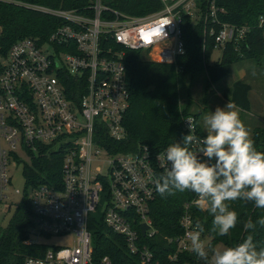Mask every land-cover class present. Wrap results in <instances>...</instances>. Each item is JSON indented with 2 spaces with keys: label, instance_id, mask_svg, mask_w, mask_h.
I'll use <instances>...</instances> for the list:
<instances>
[{
  "label": "built area",
  "instance_id": "1",
  "mask_svg": "<svg viewBox=\"0 0 264 264\" xmlns=\"http://www.w3.org/2000/svg\"><path fill=\"white\" fill-rule=\"evenodd\" d=\"M160 1L163 7L159 11L142 17L121 14L103 0H91V15L19 4L61 18L66 24L44 42L19 39L0 65V201L7 200L18 164H29L43 147L62 151L60 186L41 183L29 188L32 217L25 244L38 245L39 237L75 236L73 247H48L44 254L28 257L25 264H113L108 256L98 262L92 259L89 215L102 198L106 201L104 223L124 238L129 253L137 255L140 264H159L141 246L138 231L145 224L149 227L145 237L157 234L149 213L157 192L153 180L164 171L165 162L157 156L165 149L153 154L143 146L123 153L115 152L111 145L126 139L123 119L129 108V88L125 50L140 51L147 61L175 64L185 53L181 23L186 16L204 24L203 48L212 39L213 51L221 52L220 60L227 45L240 51L249 30L222 22L223 9L215 0ZM105 12L114 19H102ZM67 77L86 84L78 105L67 97L71 84ZM187 120L193 122L196 136L195 118L183 119V128L189 133ZM15 193L23 195L18 190ZM196 199L184 205L182 234L169 240L176 243L177 253L191 251L188 232L194 221L190 206L197 205ZM176 255L169 259L174 261Z\"/></svg>",
  "mask_w": 264,
  "mask_h": 264
},
{
  "label": "trees",
  "instance_id": "2",
  "mask_svg": "<svg viewBox=\"0 0 264 264\" xmlns=\"http://www.w3.org/2000/svg\"><path fill=\"white\" fill-rule=\"evenodd\" d=\"M9 1L0 0V60L6 58L12 44L19 39L33 38L44 42L55 29L66 24L61 18L36 12L19 4L53 10H73L80 15H91V0ZM215 3L218 8L223 9L220 15L222 22L249 29L245 41L239 46L240 51H236L232 44L227 45L221 59L210 64L213 41L208 38L204 49V24L192 22L186 16L182 17L181 23L185 53L176 59L175 64L147 61L142 58L140 51L125 50L123 63L129 88V108L123 119L126 139L121 143L111 142L115 152L131 153L145 146L150 152L157 154L174 142H182L183 137L189 134L183 128V119L189 116L195 118L196 137L203 138L206 134L198 123V115L190 113L189 104L182 107L178 104L179 78L205 69L207 80L216 85L231 73L235 64L247 59L264 58V0H215ZM105 5L131 17L146 16L163 7L160 0H114ZM102 19H114V15L105 12ZM108 45L113 46L112 41ZM67 79L71 83L67 87V97L78 105L86 84L82 81L83 85H79L73 78ZM250 91V85L237 81L229 88L227 99L236 108L248 112ZM253 139L257 150L264 151V131H256ZM63 158L62 151L43 147L38 156L22 166L25 188L22 200L15 207L6 228L0 231V264H25L28 257L40 256L46 251L45 246L25 244L32 217L28 191L41 183L59 187ZM195 198V194L188 191L163 198L156 192L150 205L149 217L157 234L143 237L138 231L139 225L135 227L141 246H146L159 264H205L192 250L177 253L176 243L169 241L182 234L180 219L185 211L184 205ZM230 207L238 213V221L227 236L221 237L211 230L213 217L206 209L202 210L197 205L190 206L194 223L200 221L205 229L202 237L209 238V243L214 247L218 244L234 246L251 234L258 248L264 247V226L257 224L254 231H246L243 227L249 218L255 223L264 217V209L256 208L253 202L242 200L232 202ZM88 228L93 238L94 262L108 256L113 264H140V258L129 253L124 238L105 225L102 215L97 223L89 221ZM175 254L176 259L171 261L169 257Z\"/></svg>",
  "mask_w": 264,
  "mask_h": 264
},
{
  "label": "clouds",
  "instance_id": "3",
  "mask_svg": "<svg viewBox=\"0 0 264 264\" xmlns=\"http://www.w3.org/2000/svg\"><path fill=\"white\" fill-rule=\"evenodd\" d=\"M187 123L189 134L182 142L170 144L157 156L165 163L162 174L153 180L155 189L162 198L194 193V203L213 217L211 230L227 236L238 221V213L230 207L232 202H253L256 208L264 209V151L257 150L251 129L231 102L203 115V138L193 134L191 120ZM257 224L264 226V217L255 223L249 218L243 227L254 231ZM204 231L197 220L188 240L205 264H264V247L258 248L253 235L234 246L214 247L202 240Z\"/></svg>",
  "mask_w": 264,
  "mask_h": 264
},
{
  "label": "rangeland",
  "instance_id": "4",
  "mask_svg": "<svg viewBox=\"0 0 264 264\" xmlns=\"http://www.w3.org/2000/svg\"><path fill=\"white\" fill-rule=\"evenodd\" d=\"M114 0H103L104 4L113 3ZM221 52L213 51L210 64L218 61ZM142 56V55H141ZM143 58V56H142ZM145 58V57H144ZM143 58V59H144ZM1 63L5 60L2 58ZM237 81H243L251 86L250 92V110L248 112L238 109L240 118L245 123L246 127L251 129L252 137L256 131H264V58L247 59L235 64L231 73L216 85L211 84L207 78L205 69L192 75H184L179 78L177 89L179 91L178 104L180 107L189 104V111L192 114L198 115V123L205 133L203 125V115L209 111H214L217 106L224 107L229 101L227 95L229 88ZM206 134V133H205ZM21 160L28 162L26 155H21ZM14 171L12 185L8 189V197L6 201H0V231L6 228L15 207L22 200V194L15 193L16 190L23 192L25 188L24 178L22 176V165ZM106 201L102 198L101 203L96 211H92L89 215L90 222L97 223L103 214ZM202 240L207 245L210 241L207 237H202ZM38 245L46 248H71L75 244L74 234L60 237H39ZM223 244H218L215 247H222Z\"/></svg>",
  "mask_w": 264,
  "mask_h": 264
},
{
  "label": "water",
  "instance_id": "5",
  "mask_svg": "<svg viewBox=\"0 0 264 264\" xmlns=\"http://www.w3.org/2000/svg\"><path fill=\"white\" fill-rule=\"evenodd\" d=\"M149 229V227L147 226V225H145V224H143L142 226H141V234H142V236L143 237H145V235H146V231Z\"/></svg>",
  "mask_w": 264,
  "mask_h": 264
},
{
  "label": "crops",
  "instance_id": "6",
  "mask_svg": "<svg viewBox=\"0 0 264 264\" xmlns=\"http://www.w3.org/2000/svg\"><path fill=\"white\" fill-rule=\"evenodd\" d=\"M244 83H245V82H244ZM233 84H234V83H233ZM233 84H232V85H233ZM246 84H247V83H246ZM248 85H249V84H248ZM250 92H251V91H250ZM249 100H250V93H249Z\"/></svg>",
  "mask_w": 264,
  "mask_h": 264
}]
</instances>
